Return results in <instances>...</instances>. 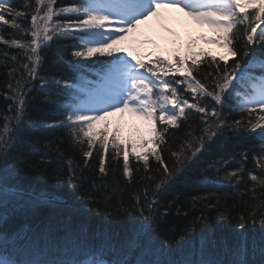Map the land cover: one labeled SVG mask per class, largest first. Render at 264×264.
<instances>
[{
  "label": "snow or ice",
  "instance_id": "obj_1",
  "mask_svg": "<svg viewBox=\"0 0 264 264\" xmlns=\"http://www.w3.org/2000/svg\"><path fill=\"white\" fill-rule=\"evenodd\" d=\"M57 3L58 0H35L33 6L26 0L18 6L12 0H0V29L10 26L20 37L13 38L9 34L5 38L0 33V42L20 49L11 55L10 66L5 65L9 91L3 95L12 103L0 112V209L4 210L0 213V227L7 222L9 213L21 206L31 208L61 202L55 193L28 191L19 183H12L25 171L26 151L32 147L26 136L32 130L67 129L85 165L93 155V147L99 144L102 176L107 175L109 147L113 162L119 163L122 158L123 175L129 180L133 175L130 157L142 161L148 173L152 156L158 162L160 176L147 179H158L159 183L151 198L149 189L145 188L143 199L137 195L130 207L120 205L115 212L105 213L106 219L122 215L131 222L124 239L118 243L111 233L102 232L98 245H78L79 251L72 252V258H24L23 250L30 243L25 230L11 234L0 232V264H223L204 258L203 248L200 259H189L187 254L179 253L174 256V246L186 241L187 235L195 230L188 229L176 241L160 232L161 217L167 215L168 209L160 210L159 196L166 194L186 172L193 173L194 182L212 181L210 175H196L200 170L205 173L214 170L217 175L222 172V179L230 184L244 182V167L228 170L227 154L202 159L208 152L206 145L214 142V138L225 136L228 130L234 135L258 138L253 160L261 175L251 171L246 175L252 182L253 197L257 187L264 188V0H72L67 5L54 7ZM21 7L24 10H20ZM164 8H179L198 24H206L213 35L202 34L199 39L223 48L225 54L218 58L210 52L190 55L177 52L172 57L156 56L146 62L120 47L127 34L151 17L160 18L172 32L161 12ZM29 15L30 23L22 24L20 21L27 20ZM25 34L28 39L24 38ZM63 39L73 41L69 75L50 79L40 75L41 53L52 42ZM194 44L195 41L190 40L188 48ZM3 55L8 58V53ZM93 57L96 59L92 60ZM100 57L108 59L100 60ZM200 57L208 58L207 72L199 67ZM88 61L100 65L94 71L99 78L97 81L87 80L84 75ZM177 75L182 78L177 79ZM37 79L41 88L56 86L60 89L55 101V115L60 119L38 122L29 118L30 85ZM85 82L90 86L84 87ZM126 112L147 122L151 136L141 138L139 143L121 140L120 128H110L107 118ZM193 113L198 114L202 122L200 134L197 136L191 130L186 133L187 138L178 149L171 151L176 166L169 168L161 155L173 143L166 139L172 135L169 129H179ZM234 113L240 118L232 119ZM138 148L142 150L137 151ZM244 156L247 159V151ZM68 178L73 189L82 185L83 177L77 174L71 160ZM93 198L87 196L90 201ZM193 199L206 202L208 208L220 203L215 193ZM258 208L262 210L258 212ZM257 215L260 226L264 227V201L248 216L241 215L237 227L244 229L249 220L255 224ZM197 219L201 221L202 231L209 227L203 214ZM221 219L228 220V217L221 213ZM246 243L242 236L238 255L244 252ZM29 252L31 254V250ZM233 264H247V261L241 255Z\"/></svg>",
  "mask_w": 264,
  "mask_h": 264
},
{
  "label": "trees",
  "instance_id": "obj_2",
  "mask_svg": "<svg viewBox=\"0 0 264 264\" xmlns=\"http://www.w3.org/2000/svg\"><path fill=\"white\" fill-rule=\"evenodd\" d=\"M26 0H12V3L22 6ZM35 5V0H28ZM72 0H58L54 7H59L71 3ZM20 10H24L22 7ZM63 19V18H62ZM24 25L30 23V15L27 20L20 21ZM5 38L9 34L13 38H20L10 26L0 29ZM25 39L29 37L25 34ZM71 40H59L51 43V46L45 49L41 55L43 62L40 69V75L46 78L67 77L69 75V61L71 51ZM200 51L210 52L201 48ZM187 51L185 54L193 52ZM20 52L16 47L5 46L0 42V112L7 109L8 104L12 103L6 100L3 93L9 91L6 84L7 77L6 64L10 66V57L12 54ZM180 54V48L178 49ZM3 53H8L6 59ZM184 54V55H185ZM95 60L96 58H91ZM108 59L100 57V60ZM202 63L199 65L201 71H208V58L200 57ZM222 63V62H221ZM231 64V59L229 60ZM100 65L92 64L88 61L84 75L87 80L96 81L99 79L94 75V71L99 69ZM196 74V73H194ZM177 75V79H181ZM199 78V77H198ZM86 82L84 87H89ZM29 96L31 102L28 108L29 118L38 122H49L60 119L55 115L57 99L56 93L60 89L56 86L41 88L40 81L33 80L30 85ZM232 119H239L238 114H232ZM110 128H115L114 126ZM202 122L198 114H191V118L180 124L179 129L170 128L171 136H166L173 143L170 148H166L161 155L169 168L176 166L175 158L171 156V151L178 149L179 144L186 139V133L193 131L195 135L200 134ZM259 131V129H257ZM120 139L127 142L139 143V139L132 135L119 133ZM136 136V135H135ZM146 136L143 138H147ZM28 142L32 145L26 151L27 163L25 171L12 181L13 184L19 183L20 187L28 191L55 193L60 203L56 205H38L36 207H27L26 205L11 211L7 215V222L0 227V232L9 234L19 229H24L27 235L28 243L23 250L24 258L36 259H69L72 252H78L79 246L98 245L102 232H109L113 235V240L117 243L124 239L127 233V226L131 223L122 215L119 218L115 216L111 219L105 218V213L115 212L120 205L130 207L135 203V197L139 195L144 197V189H149V198L156 192V183L159 180L147 179L148 176L159 177L157 172L158 162L154 157H149V172L145 173L143 162L136 161L130 157V166L133 167L132 179L129 180L123 175L122 158L119 163L111 160L112 149L109 147L108 160L106 163L107 175L102 176L99 173V144L93 147V155L89 158L88 165L84 164V157L79 149L72 142L67 129L62 127L41 128L32 130L26 136ZM258 138L246 134L234 135L231 130L226 131L225 136L219 139L214 138V142H209L208 152L202 157L204 160L215 158L219 155L227 154L230 158L228 170L244 167L245 181L239 185L230 184L222 179V172L217 173L212 170L205 173L200 170L196 175H210L212 181L194 182L193 173L186 172L178 183H176L166 194L159 196L160 210L168 209L166 216L161 217L159 231L164 233L169 239L176 241L181 235L187 233L188 229L195 231L187 235L186 241L173 248L174 256L187 254L189 259H200L201 248H203L204 258L222 261L223 264H233L241 258V255L247 264H264V227L259 224V215L256 217V223L251 220L246 223L244 229L237 227L238 219L241 215L248 216L252 209L264 201V188L257 187L256 195L253 197L252 182L247 179V172H254L260 176V170L253 160V154L257 152L256 145ZM87 146L85 145V148ZM152 147V145H148ZM163 147V146H162ZM142 149H137L140 151ZM247 151V159L244 153ZM71 160L76 166L78 175H82V185L76 189L72 188L68 178V162ZM145 177L144 180L141 178ZM208 193H215L220 203L217 207L208 208L207 203L200 199ZM92 195L93 200H88L87 196ZM215 204L216 201L212 200ZM9 205V209H11ZM258 212L262 209H257ZM4 210L0 209V213ZM221 213L228 217V220L221 219ZM205 216L208 228L203 231L200 228L201 221L197 218ZM247 240L245 250L242 254H237V247L240 238ZM31 250V254L29 252ZM109 258H112L109 256Z\"/></svg>",
  "mask_w": 264,
  "mask_h": 264
},
{
  "label": "rangeland",
  "instance_id": "obj_3",
  "mask_svg": "<svg viewBox=\"0 0 264 264\" xmlns=\"http://www.w3.org/2000/svg\"><path fill=\"white\" fill-rule=\"evenodd\" d=\"M161 12L166 18L167 27H170L172 32L167 30L160 18L151 17L127 34L120 47L127 48L134 56H139L146 62L156 56L171 57L179 46L184 48L188 40L195 41L196 49L204 47L219 55L225 54L223 48L199 39L202 34L213 35L206 24H198L179 8H164ZM107 120L109 126L119 127L121 133L132 135L139 140L143 136H151L147 122L132 113H117L108 117Z\"/></svg>",
  "mask_w": 264,
  "mask_h": 264
}]
</instances>
